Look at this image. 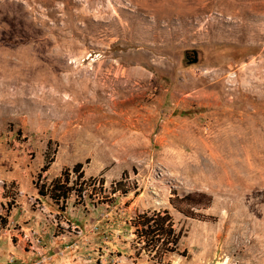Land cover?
<instances>
[{
    "label": "rangeland",
    "instance_id": "374dc122",
    "mask_svg": "<svg viewBox=\"0 0 264 264\" xmlns=\"http://www.w3.org/2000/svg\"><path fill=\"white\" fill-rule=\"evenodd\" d=\"M40 258L264 264V0H0V264Z\"/></svg>",
    "mask_w": 264,
    "mask_h": 264
},
{
    "label": "trees",
    "instance_id": "16d2710c",
    "mask_svg": "<svg viewBox=\"0 0 264 264\" xmlns=\"http://www.w3.org/2000/svg\"><path fill=\"white\" fill-rule=\"evenodd\" d=\"M49 163L45 164L42 168V171H45L48 169ZM71 170L74 173H77L79 177L82 176V163H76ZM62 176L64 180H62ZM69 181V170L64 169L61 173V176L56 177L53 179L50 183L49 188V195L51 198L58 200L60 198L67 197L68 193L72 189L71 187L67 186V183ZM116 186H121V181H118L117 183H114ZM119 189L118 187H115V190ZM41 194H44L41 191ZM185 199L188 198L186 195L184 197ZM169 216L165 210H157L153 211L150 215L147 213H142L133 221L134 225H141V229H136V232L139 235H144L146 237V243L150 245L152 248L157 246L159 244V248H165L166 250H172L168 249L166 247V244L168 243L167 237L170 238V241L173 244H176L177 239L179 235L174 234L173 227L171 225V222L168 221ZM164 238L161 240V238ZM169 241V242H170ZM145 243V244H146Z\"/></svg>",
    "mask_w": 264,
    "mask_h": 264
},
{
    "label": "built area",
    "instance_id": "2783aa9c",
    "mask_svg": "<svg viewBox=\"0 0 264 264\" xmlns=\"http://www.w3.org/2000/svg\"><path fill=\"white\" fill-rule=\"evenodd\" d=\"M92 180H94V181H81L80 182V185H82V186H92V187H94L95 186V179H92ZM98 184V183H97ZM72 229H73V231H75L78 235H80L81 233H82V230L81 229H79L78 227H77V225H75L74 227H72ZM43 261V259L42 258H40V259H36V262H34V264H41V262Z\"/></svg>",
    "mask_w": 264,
    "mask_h": 264
},
{
    "label": "water",
    "instance_id": "95a60500",
    "mask_svg": "<svg viewBox=\"0 0 264 264\" xmlns=\"http://www.w3.org/2000/svg\"><path fill=\"white\" fill-rule=\"evenodd\" d=\"M194 56L195 57L193 58L192 62L198 63L199 59H200V56H199V53L196 50H194Z\"/></svg>",
    "mask_w": 264,
    "mask_h": 264
}]
</instances>
